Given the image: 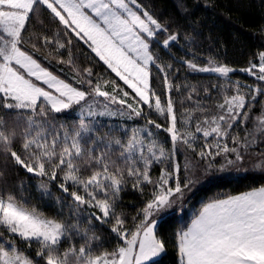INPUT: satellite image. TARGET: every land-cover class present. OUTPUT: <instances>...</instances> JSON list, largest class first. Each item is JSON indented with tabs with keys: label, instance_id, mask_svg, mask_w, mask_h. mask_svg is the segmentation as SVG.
I'll return each mask as SVG.
<instances>
[{
	"label": "snow or ice",
	"instance_id": "6c2138e0",
	"mask_svg": "<svg viewBox=\"0 0 264 264\" xmlns=\"http://www.w3.org/2000/svg\"><path fill=\"white\" fill-rule=\"evenodd\" d=\"M42 7L65 29L66 43L56 33L57 55L73 38L83 41L131 93L115 80L94 81L91 68L81 73L70 50L67 61L57 62L72 65L75 86L50 71L41 60L51 63L52 52L42 58L39 53L53 41L31 32V21ZM35 39L41 40L40 46ZM178 39L179 33L170 32L141 0H0V109L11 118L0 115V164L6 169L10 161L43 178L37 187L46 195L56 182L71 198L67 206L75 218L72 222L40 212L24 196L23 182L16 192L0 186V264H156L165 252L156 217L182 202L203 177L242 166L246 155L260 157L252 169L264 172V148L250 151L264 144V85L235 81L232 95L222 92L215 115H207L210 109L199 103L178 115L171 93L179 92L180 86L169 79V70H176L162 62L154 47L169 49ZM184 63L191 71L222 77L237 71L214 57L203 66L193 60ZM153 67L163 74L164 100L152 86ZM239 70L264 82V51L258 52L257 62L250 60ZM195 92L192 87L186 98L191 100ZM257 103L261 109L252 117L253 127L245 128L241 137L234 127L249 122ZM74 106H79L81 119L70 127L57 115ZM145 107L165 123L151 119ZM117 113L129 118L143 115L151 128L126 130L127 138L121 139L96 134L93 124L83 119ZM152 129L166 133L171 147L166 148ZM198 134L204 141L199 145ZM182 148L195 152L198 159L183 156L182 167L176 159ZM154 165L162 166L156 179L150 174ZM129 185L140 192L152 186L151 199L138 213L140 218L133 217L132 228L117 211L120 193ZM52 198L62 204L61 198ZM82 209L93 210L87 214L88 227L80 222ZM93 220L108 225L117 241L114 247L105 246ZM17 241L25 247H18ZM34 245L33 256L29 250ZM176 245L179 264H264V185L204 203L190 225L176 234Z\"/></svg>",
	"mask_w": 264,
	"mask_h": 264
},
{
	"label": "trees",
	"instance_id": "16d2710c",
	"mask_svg": "<svg viewBox=\"0 0 264 264\" xmlns=\"http://www.w3.org/2000/svg\"><path fill=\"white\" fill-rule=\"evenodd\" d=\"M141 3L150 12L154 13L169 28L170 32L179 33L178 41L171 45L169 49H164L154 44L156 52L162 57V62L170 63L173 69L176 70H169V79L174 85L180 86L179 92L173 89L171 93L178 115L185 108H196L197 103L201 107L210 109V112L206 113L207 115H215L218 111L215 105L221 100L222 92L226 91L228 95H232V84L235 81H239L241 85L257 84L254 78L239 69L248 67L250 60L257 62L258 52L264 51V0H141ZM31 25V32L35 33L36 37L47 36L53 41L47 48L40 47L39 55L42 58L52 52V56H49L51 63L44 59L41 62L61 79H65L75 86L72 65L57 62L60 58L67 61L69 59L68 51L70 50L73 63L81 73H83L85 68H91L94 81L96 77L115 80L124 90L131 93V90L123 85V82L116 77L115 73L83 41L73 38L67 49H61L59 54H56V33L59 32L61 42L66 43L67 37L65 36L63 25L59 24L48 10L42 7L39 10L38 17L31 21ZM34 42L38 46L41 45L40 39H35ZM28 47L30 48L31 45ZM53 56L56 58H53ZM208 57H214L218 63L227 64L237 69V71L228 78L223 79L216 75L191 71L184 63L186 60H193L203 66ZM151 71L153 74L152 86L164 100L166 91L163 83V74L158 72L155 67ZM226 85L227 87H225ZM80 87L87 90L85 85H80ZM192 87H195L196 92L192 93V99L188 100L186 97ZM110 89L111 86L109 85ZM129 102L133 103L132 100H129ZM260 109L261 104L257 103L252 109V113H250L249 122L242 127H234V130L239 132L241 137L245 135V128L251 129L253 127L252 117L258 115ZM78 111L79 106H74L73 109L58 114L57 118L62 123L67 122L71 127L81 119ZM144 113L157 121V123H165L164 118L156 114L154 110L145 107ZM0 115H4L6 119H11L7 110L0 109ZM199 115L200 113L197 112L196 116ZM84 120L93 124L96 134L101 136L106 133L114 134L121 139L127 138L129 132L126 130H131L139 125H146L143 115L133 118L124 115H115L114 117L97 116ZM149 127L151 128V126ZM152 130L154 131V129ZM157 135L164 138L163 142H165L166 148L171 147L166 133L157 130ZM198 136L200 137L197 141L199 145L204 141L201 134H198ZM16 148L19 150L18 144ZM262 148H264V144L258 143L250 151L259 152ZM183 156L193 160L198 159L195 152L182 148L181 152L177 153L176 156L182 167L184 163ZM259 159L260 157L256 155H246L243 165L239 168L203 177L201 182L191 192L185 194V207L182 212L177 210V208H173L158 219L156 232L165 241V252L156 259V264H179L176 234L190 225L204 203L214 198L240 194L251 188L264 185V172L252 169V165ZM161 167V165L153 166L150 173L153 179L160 175ZM0 171L4 172V180L0 181V186H6L9 190L16 192V185L23 182L24 196L40 212L48 217L60 214L75 222L74 213L67 206L72 204V200L56 186V182H52L49 185L50 194L46 195L37 187L43 178L26 173L22 168L12 165L10 161L7 162L6 169L0 164ZM181 179H183V176ZM151 195V185H145L143 192L137 191L129 185L120 193L117 211L123 213L127 228L133 227V217L140 218L138 213H140L146 202L151 199ZM53 196L61 198L62 204L57 205L52 198ZM91 211L93 210H81L80 222L84 227H88L86 223L87 214ZM92 225L96 228L97 234H101L106 247L109 245L111 247L115 246L117 241L110 232L108 225H101L94 220ZM17 245L20 248L25 247L20 241H17ZM34 249L35 245L33 249L29 250L33 256Z\"/></svg>",
	"mask_w": 264,
	"mask_h": 264
},
{
	"label": "rangeland",
	"instance_id": "374dc122",
	"mask_svg": "<svg viewBox=\"0 0 264 264\" xmlns=\"http://www.w3.org/2000/svg\"><path fill=\"white\" fill-rule=\"evenodd\" d=\"M235 72V71H234ZM233 72V73H234ZM245 73V72H244ZM204 74H212V75H216V76H219V77H221V78H223V79H226V78H228V77H222V76H220L219 74H216V73H204ZM232 73H230L229 74V76L231 75ZM247 74V73H246ZM247 75H249V74H247ZM249 76H251V75H249ZM252 78H254L253 76H251ZM254 80H255V78H254ZM255 82L256 83H259V84H262V85H264V82H259V81H256L255 80ZM101 103H103V101L101 100ZM110 107L113 109V110H116L117 108H119V106L118 105H110ZM125 111H126V109H125ZM78 114H79V116L81 117V112H80V109H79V111H78ZM117 115L118 116H123V115H120L119 113H117ZM115 116V115H114ZM114 116H107V117H114ZM124 116H127V115H124ZM100 117H106V116H100ZM127 117H129V116H127ZM87 118H89L88 116H84L83 117V119H87ZM150 125H145V124H143V125H139V126H137V127H134V128H137V129H140V128H144V127H149ZM150 128V127H149ZM133 129V128H132ZM154 132H156L157 133V129H154ZM211 137H209L208 139H210ZM159 139L163 142L164 141V138L163 137H159ZM184 199H185V197H184ZM184 199H183V201L182 202H180L179 204H177L176 206H174L173 208H177V210H179V211H183V209H184V207H185V202H184ZM172 208V209H173ZM172 209H170V210H168V211H166V212H164V213H161L158 217H156V219H157V221H158V219L162 216V215H165L166 213H168L169 211H171ZM157 224H158V222H157ZM158 259V258H157Z\"/></svg>",
	"mask_w": 264,
	"mask_h": 264
}]
</instances>
